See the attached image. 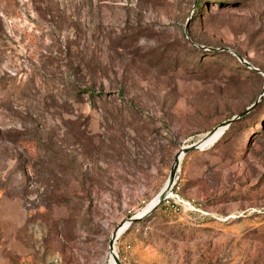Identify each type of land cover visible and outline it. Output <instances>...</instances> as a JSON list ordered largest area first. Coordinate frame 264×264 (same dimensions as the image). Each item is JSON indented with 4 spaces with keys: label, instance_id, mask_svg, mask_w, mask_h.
I'll use <instances>...</instances> for the list:
<instances>
[{
    "label": "rangeland",
    "instance_id": "1",
    "mask_svg": "<svg viewBox=\"0 0 264 264\" xmlns=\"http://www.w3.org/2000/svg\"><path fill=\"white\" fill-rule=\"evenodd\" d=\"M260 95L119 264H264V0H0V264H110Z\"/></svg>",
    "mask_w": 264,
    "mask_h": 264
},
{
    "label": "water",
    "instance_id": "2",
    "mask_svg": "<svg viewBox=\"0 0 264 264\" xmlns=\"http://www.w3.org/2000/svg\"><path fill=\"white\" fill-rule=\"evenodd\" d=\"M223 52L226 53H230L234 56H236L238 58V60L244 64L245 66H247L250 70L254 71V72H258V70L252 68L248 63H246L245 61H243L236 53H234L233 51L229 50V49H223ZM261 95L255 100V102L248 108H246L243 112H241L240 114L232 117L231 119L227 120L226 122L222 123L221 125L215 127L214 129H212L211 131H209L208 133H206L201 139H199L197 142L183 147L181 148L174 156V160H173V164L171 166L170 169V173L167 179L166 184L164 185L163 189L158 193L157 195V202L155 203V205H153L150 209H148L145 213H143L140 216H136V217H132L130 219H128L126 221V226L123 229V233H125L129 227H131L132 225H134L135 223L141 221L142 219H144L145 217H147L148 215H150L153 211H155L159 205H161V203L164 201V199L167 197V193L171 192L174 184H175V180L177 178V174L180 170V164L182 159L188 155L189 153L192 152H196V151H203L205 148H203L210 140L211 138L214 136V134L217 132V130H221V135L223 134V132L229 128L230 125H232L233 123H235L236 121L244 118L246 115H248L254 108V106L258 103L259 99H260ZM216 142V141H215ZM125 223V222H124ZM124 223L120 224L111 234L110 236V240H109V245H108V252H109V256H114V259L116 260V263L119 264L118 262V257L114 254V245L115 242L117 240V233L118 230L120 228L123 227Z\"/></svg>",
    "mask_w": 264,
    "mask_h": 264
},
{
    "label": "bare ground",
    "instance_id": "3",
    "mask_svg": "<svg viewBox=\"0 0 264 264\" xmlns=\"http://www.w3.org/2000/svg\"><path fill=\"white\" fill-rule=\"evenodd\" d=\"M220 136H221V130L219 129V130H217V132L214 134V136L211 138V140H210V141H209V142H208L203 148L212 145L213 143H215V141L217 142V140L220 138ZM169 195H171L170 192L167 193V197H168ZM156 202H157V196H155V198L151 201V203L149 204V206H148L145 210H143V212H141L138 216H140V215H142L143 213H145L148 209H150L153 205H155ZM126 224H127V223H126ZM126 224L124 223L123 227L120 228V229L118 230L117 238H118V236H119L121 233H123L122 231H123V229L125 228ZM114 248H115V247H114ZM114 254L116 255L115 251H114ZM116 256H117V255H116ZM110 264H117V263H116V260L114 259V256H111V257H110Z\"/></svg>",
    "mask_w": 264,
    "mask_h": 264
},
{
    "label": "trees",
    "instance_id": "4",
    "mask_svg": "<svg viewBox=\"0 0 264 264\" xmlns=\"http://www.w3.org/2000/svg\"><path fill=\"white\" fill-rule=\"evenodd\" d=\"M228 54V53H227ZM238 124V122L233 123L229 126V128L221 135V137L217 140V142H222L225 137L230 133V131H233V128ZM129 230V229H128ZM127 230V231H128Z\"/></svg>",
    "mask_w": 264,
    "mask_h": 264
},
{
    "label": "built area",
    "instance_id": "5",
    "mask_svg": "<svg viewBox=\"0 0 264 264\" xmlns=\"http://www.w3.org/2000/svg\"><path fill=\"white\" fill-rule=\"evenodd\" d=\"M168 200H169V196L168 197H166L165 199H164V203H168Z\"/></svg>",
    "mask_w": 264,
    "mask_h": 264
}]
</instances>
